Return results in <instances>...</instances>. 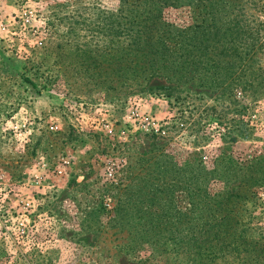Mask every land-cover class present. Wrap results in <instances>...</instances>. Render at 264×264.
Masks as SVG:
<instances>
[{"label": "rangeland", "instance_id": "374dc122", "mask_svg": "<svg viewBox=\"0 0 264 264\" xmlns=\"http://www.w3.org/2000/svg\"><path fill=\"white\" fill-rule=\"evenodd\" d=\"M116 7L0 0V264H264V26L233 71L117 82L112 56L99 63L94 50L112 37L97 13ZM244 12L250 25L263 20L258 9ZM163 17L178 27L200 21L188 7ZM83 48L93 58L85 64ZM225 73L239 86L212 83ZM150 120L163 134L146 132ZM192 162L212 175L186 198L174 172ZM143 178L140 207L129 198ZM157 180L171 186V204L147 199ZM203 187L205 200L196 195ZM233 187L253 194L222 195ZM177 212L230 220L222 239L213 228L208 248L171 239L151 247L115 222Z\"/></svg>", "mask_w": 264, "mask_h": 264}, {"label": "trees", "instance_id": "16d2710c", "mask_svg": "<svg viewBox=\"0 0 264 264\" xmlns=\"http://www.w3.org/2000/svg\"><path fill=\"white\" fill-rule=\"evenodd\" d=\"M115 1L117 7L114 11L107 13L100 10L97 13L101 26L106 27L108 21L111 42L103 48L95 47L94 50L102 56L99 63L106 62L105 58L112 56V72L117 82L136 84L139 80L146 81L156 77L169 81L181 79L183 81L188 80L189 76L199 77L201 70L209 78L214 75V71H223L226 67L233 71L241 64V58L249 55L254 49L255 41L258 40L257 35L264 26V0ZM244 6L258 9L263 20L250 25L247 17L244 16ZM183 7H188L191 11L197 10L200 21L178 27L164 19L165 9ZM89 52L84 48L81 50L82 64L93 60ZM209 69L214 71L209 74L207 73ZM226 74L219 81L212 83L222 86L223 81L231 79L230 75ZM237 81L234 77L227 85L232 86L231 83ZM30 86L34 88L33 84ZM234 86L239 85L236 83ZM162 166L165 167L164 164ZM175 169L174 173L182 185L180 194L186 198H190L195 193L197 180H205L212 175V170L201 166L200 162H192ZM163 170L165 172L162 173L171 172L169 169L163 168ZM147 181L143 178L139 186L137 185L131 192L130 204H142L146 194L145 189H148ZM149 185L151 188L147 193L151 191L152 193L148 198L146 196L147 199L171 204L173 198L169 184L159 183L157 180V184ZM237 188L233 187L230 193L223 192L222 195L231 198L242 196L246 200L253 194L252 191H248V196L246 193L239 195ZM196 195L201 200H205L209 190L204 187L197 189ZM115 219L118 225L122 222L129 223L128 227L133 228L134 240L145 245L157 247L159 243L171 239L178 247L185 245L187 247L192 242L200 248L203 245L206 248L210 247V239H212L210 236L213 228L217 226L220 227L218 234H221L222 239L226 226L223 223L230 220L226 216L215 218L208 215L189 218L180 212L159 215L137 213L118 216ZM207 254H204V257H207Z\"/></svg>", "mask_w": 264, "mask_h": 264}, {"label": "built area", "instance_id": "2783aa9c", "mask_svg": "<svg viewBox=\"0 0 264 264\" xmlns=\"http://www.w3.org/2000/svg\"><path fill=\"white\" fill-rule=\"evenodd\" d=\"M146 125L148 126L145 129L146 132H148L154 136L159 135V134H163V131L161 130V126L158 124H155L152 120L146 121ZM104 127L107 128L108 126L105 125ZM37 166H39L42 170H44L46 168V164L42 160L37 161ZM35 179L36 180H33L34 184L40 185V178L36 177ZM24 205L26 207H28V203H25Z\"/></svg>", "mask_w": 264, "mask_h": 264}]
</instances>
